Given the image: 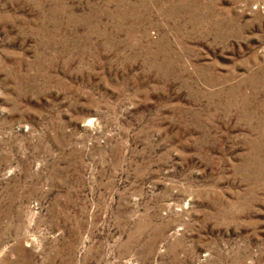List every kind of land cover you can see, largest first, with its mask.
I'll list each match as a JSON object with an SVG mask.
<instances>
[{
    "label": "rangeland",
    "instance_id": "obj_1",
    "mask_svg": "<svg viewBox=\"0 0 264 264\" xmlns=\"http://www.w3.org/2000/svg\"><path fill=\"white\" fill-rule=\"evenodd\" d=\"M0 264H264V0H0Z\"/></svg>",
    "mask_w": 264,
    "mask_h": 264
}]
</instances>
